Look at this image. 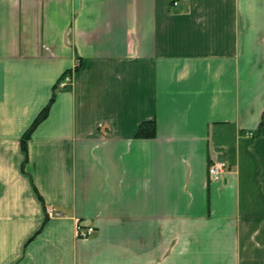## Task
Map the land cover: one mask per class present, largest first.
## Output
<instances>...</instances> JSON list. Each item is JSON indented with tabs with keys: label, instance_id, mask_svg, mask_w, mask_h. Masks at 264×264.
<instances>
[{
	"label": "crops",
	"instance_id": "obj_1",
	"mask_svg": "<svg viewBox=\"0 0 264 264\" xmlns=\"http://www.w3.org/2000/svg\"><path fill=\"white\" fill-rule=\"evenodd\" d=\"M0 264H264V0H0Z\"/></svg>",
	"mask_w": 264,
	"mask_h": 264
},
{
	"label": "built area",
	"instance_id": "obj_2",
	"mask_svg": "<svg viewBox=\"0 0 264 264\" xmlns=\"http://www.w3.org/2000/svg\"><path fill=\"white\" fill-rule=\"evenodd\" d=\"M175 4H177L176 1H175ZM77 67L78 65L75 66V68H73L71 71L66 72L61 77V79L57 83L58 89H67L72 86L73 76H74V73L76 72ZM228 171H229V165L224 160L217 159V160H212L210 162L209 169H208L210 180L215 181L219 179L221 176H223L224 174H226ZM48 214L53 215L54 214L53 210L48 209ZM77 230H78L79 235L89 236L93 233L94 227L90 226L86 229H82L78 227Z\"/></svg>",
	"mask_w": 264,
	"mask_h": 264
},
{
	"label": "trees",
	"instance_id": "obj_3",
	"mask_svg": "<svg viewBox=\"0 0 264 264\" xmlns=\"http://www.w3.org/2000/svg\"><path fill=\"white\" fill-rule=\"evenodd\" d=\"M55 99V93L52 95V98L50 102L43 108V110L39 113V115L35 118L34 122L32 125L29 127V129L25 132L22 138L23 142V148L26 149V143L31 137V133L33 130L43 121L47 118L50 110V106L53 103ZM137 135L141 137H149V136H154L155 135V124L154 122H145L143 123L138 131Z\"/></svg>",
	"mask_w": 264,
	"mask_h": 264
},
{
	"label": "rangeland",
	"instance_id": "obj_4",
	"mask_svg": "<svg viewBox=\"0 0 264 264\" xmlns=\"http://www.w3.org/2000/svg\"><path fill=\"white\" fill-rule=\"evenodd\" d=\"M78 226H80V225H78Z\"/></svg>",
	"mask_w": 264,
	"mask_h": 264
}]
</instances>
